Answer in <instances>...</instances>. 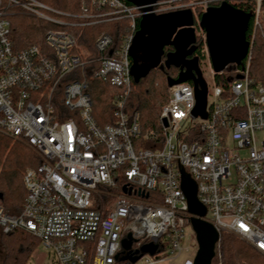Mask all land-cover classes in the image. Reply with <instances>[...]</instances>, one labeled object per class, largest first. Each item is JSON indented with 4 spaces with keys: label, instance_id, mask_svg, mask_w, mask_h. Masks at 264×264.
<instances>
[{
    "label": "built area",
    "instance_id": "built-area-1",
    "mask_svg": "<svg viewBox=\"0 0 264 264\" xmlns=\"http://www.w3.org/2000/svg\"><path fill=\"white\" fill-rule=\"evenodd\" d=\"M262 1L165 0L152 6L157 15L189 9L197 24L196 8L203 13L212 3H254L247 55L233 67L234 79L216 84L211 103L206 94V118L193 117V84L182 82L167 89L159 134L143 133L139 115L123 111L140 7L84 0L73 16L38 0H0V133L29 147L38 161L23 172L21 211L0 206V233L32 235L52 264H116L130 234L132 251L157 246L154 255L139 258L143 264H168L180 255L188 257L182 264H192L197 245L179 163L197 185L196 198L206 209L202 219L264 256V78L249 76L254 37L264 46ZM21 15L54 27L44 36V49L15 50L10 18ZM122 19L129 20V32L119 43L98 34L94 57L70 32ZM88 74L116 89L111 125L100 126L92 116Z\"/></svg>",
    "mask_w": 264,
    "mask_h": 264
},
{
    "label": "trees",
    "instance_id": "trees-1",
    "mask_svg": "<svg viewBox=\"0 0 264 264\" xmlns=\"http://www.w3.org/2000/svg\"><path fill=\"white\" fill-rule=\"evenodd\" d=\"M48 7H52L62 13H67L73 16H79L81 4L84 0H38ZM127 5L126 0H123ZM210 6H218L217 3H212ZM235 8L241 9L247 14L253 13L254 3L237 4ZM260 9L263 11L261 23L264 24V0L261 2ZM195 13L197 18L202 14L199 8H196ZM138 22L136 28H138ZM196 32H200L196 23ZM251 20L246 38L251 30ZM129 20L122 19L116 22L100 23L94 26L83 27L70 30L77 37V44L80 47L91 53L94 57L93 47L94 39L100 33L111 35L116 43L129 32ZM54 28L51 24H47L38 19H33L27 16H11L10 18V37L16 51L28 47H39L44 49L43 39L48 30ZM254 44L251 49V63L249 76L253 80H259L264 77V46L258 36L254 37ZM196 50L193 53V58L198 61L204 59L206 54L203 50V40L196 36ZM137 64H142L141 53L137 54ZM132 65V59H131ZM173 68L169 70L164 68L160 70L158 67L153 68L145 77L139 78L135 83L132 77L131 92L125 99L124 113L128 116H133L135 113L139 115V125L143 133L158 132L159 127V111L168 101L167 99V84L168 77L176 78L178 72L171 73ZM86 71V69H85ZM158 72L161 78H151L153 73ZM174 74V75H173ZM259 75V76H258ZM158 77V76H157ZM214 82L219 86H226V81L235 78V68L227 67L223 74L214 75ZM88 92L93 103L92 116L98 125H111L114 122L113 115V95L116 89L103 84L91 74L86 76ZM38 161L35 155L21 143L12 142L9 138L0 133V206L10 213H19L22 208V202L25 196V191L22 187V175L28 167H36ZM151 199V194L149 198ZM111 200H107L110 202ZM215 248L216 259L219 258L220 264H264V257L257 254L249 246L239 241L233 235L221 233ZM39 242L30 234H26L20 230H14L8 234L0 233V246L2 255L0 264H28L32 253L36 250ZM216 262V260H215ZM116 264H125L117 262Z\"/></svg>",
    "mask_w": 264,
    "mask_h": 264
},
{
    "label": "water",
    "instance_id": "water-1",
    "mask_svg": "<svg viewBox=\"0 0 264 264\" xmlns=\"http://www.w3.org/2000/svg\"><path fill=\"white\" fill-rule=\"evenodd\" d=\"M126 1L135 7H140L143 13L129 50V57L132 59L130 71L134 82L145 77L153 68L178 69L175 79L171 77L166 79L167 87L179 85L182 82L192 83L195 98L192 115L195 118L200 116L205 119L206 87L200 82L198 59H188L194 55L197 42L192 11L180 9L157 15L152 12V6L165 0ZM250 19L251 14L236 9L226 2L215 7L209 6L199 17L197 25L204 34L206 54H208L213 75L224 72L227 67L242 66L249 46L246 34ZM167 46H171L174 51L167 53L166 61L160 64L164 56L163 49ZM138 52L141 53L142 64H137ZM163 126H166L164 120ZM177 166L180 171L181 193L186 199L188 213L192 215L189 224L197 245L192 264H212L216 257L215 248L219 240V232L202 219L206 215V209L196 198L197 185L188 173L183 172L179 163ZM131 243L130 234L121 241L122 252L116 255L115 260L134 264L145 254L152 256L157 252V246L153 244H144L140 249L132 251Z\"/></svg>",
    "mask_w": 264,
    "mask_h": 264
},
{
    "label": "rangeland",
    "instance_id": "rangeland-1",
    "mask_svg": "<svg viewBox=\"0 0 264 264\" xmlns=\"http://www.w3.org/2000/svg\"><path fill=\"white\" fill-rule=\"evenodd\" d=\"M56 19H60L59 17L55 16ZM53 29V28H50ZM202 32H197L196 36L201 37ZM197 69L199 70V78H200V82L203 83V85L206 87V91L208 94V102L211 103L212 102V98L210 97L213 91V88L216 86V83L214 82V78H213V69L210 67V63L209 60L207 58V56L204 59H201L198 61L197 64ZM171 73H174L175 71L172 70L170 71ZM174 75V74H173ZM156 76V77H155ZM158 76V77H157ZM161 74H159L158 72L153 73V75L151 76V78H154L157 80L161 77ZM259 76V75H258ZM261 78L264 77V75L260 76ZM164 106V105H163ZM162 106V107H163ZM12 142H16L14 140H11ZM19 143V142H18ZM23 145V144H22ZM24 146V145H23ZM24 147H27L26 145ZM32 153L33 151L27 147ZM34 154V153H33ZM35 155V154H34ZM36 157V156H35ZM100 190H105L106 188H103L102 186L98 187ZM108 190V189H107ZM111 193L117 192L116 190L114 191H110ZM191 234V230L189 228H187L186 231V236L188 239L189 235ZM235 237V236H234ZM237 238V237H236ZM238 239V238H237ZM239 241H241L240 239H238ZM243 242V241H242ZM245 245H247L245 242H243ZM248 246V245H247ZM2 255V249L0 246V257ZM264 257V256H263ZM188 257L184 256V255H180L179 257H177L173 262L168 263V264H182V262L187 259ZM216 260V262H215ZM125 264H130L128 262H123ZM220 263L219 258L213 260L212 264H217ZM28 264H52L51 262V257L50 254L44 249L41 248L40 245H37L36 250L32 253L31 258L29 259ZM132 264V263H131ZM134 264H143V260H138L136 263Z\"/></svg>",
    "mask_w": 264,
    "mask_h": 264
},
{
    "label": "flooded vegetation",
    "instance_id": "flooded-vegetation-1",
    "mask_svg": "<svg viewBox=\"0 0 264 264\" xmlns=\"http://www.w3.org/2000/svg\"><path fill=\"white\" fill-rule=\"evenodd\" d=\"M194 28H195V35H196V25L194 26ZM200 30V29H199ZM201 31V30H200ZM202 32V31H201ZM202 34H203V32H202ZM174 50H173V48L171 47V46H167V47H165L164 49H163V57H162V59H161V62H160V64H164V62L166 61V54L167 53H171V52H173ZM191 58H193V56L192 57H188V59H191ZM173 68V67H172ZM170 68H168L167 70H169ZM173 70H175V71H177V72H179V70L178 69H175V68H173Z\"/></svg>",
    "mask_w": 264,
    "mask_h": 264
},
{
    "label": "snow or ice",
    "instance_id": "snow-or-ice-1",
    "mask_svg": "<svg viewBox=\"0 0 264 264\" xmlns=\"http://www.w3.org/2000/svg\"><path fill=\"white\" fill-rule=\"evenodd\" d=\"M243 227V226H242ZM245 230H247V229H245ZM262 247H264V246H262Z\"/></svg>",
    "mask_w": 264,
    "mask_h": 264
}]
</instances>
